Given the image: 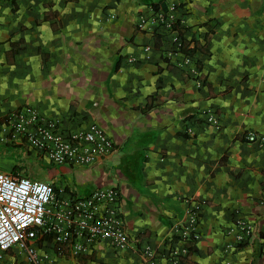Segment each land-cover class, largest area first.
<instances>
[{
  "label": "crops",
  "instance_id": "obj_1",
  "mask_svg": "<svg viewBox=\"0 0 264 264\" xmlns=\"http://www.w3.org/2000/svg\"><path fill=\"white\" fill-rule=\"evenodd\" d=\"M171 6L179 40L201 48L186 65L149 23ZM25 106L63 136L95 125L114 150L90 166H54L1 141L0 172L31 179L23 150L46 169L36 181L63 198L116 190L136 248L97 242L73 258L40 231L0 264H32L30 254L43 264H264V147L244 139L264 137V0H0V122ZM237 218L253 233L224 252ZM194 219L195 251L170 256Z\"/></svg>",
  "mask_w": 264,
  "mask_h": 264
},
{
  "label": "built area",
  "instance_id": "obj_2",
  "mask_svg": "<svg viewBox=\"0 0 264 264\" xmlns=\"http://www.w3.org/2000/svg\"><path fill=\"white\" fill-rule=\"evenodd\" d=\"M174 22L172 6L165 13H155L149 20L150 24L156 23L164 28L176 50L180 40L173 29ZM145 23L140 19L137 28L142 29ZM190 60L183 56V65ZM202 115L207 125L218 128V121L210 111ZM0 135V142L23 143L54 166H90L114 150L111 140L95 125L63 136L57 121L47 119L27 106L0 122ZM244 139L264 147L262 136L249 132ZM194 210L197 211V207ZM192 213L186 212L187 215ZM195 222L196 219L193 227L179 229L182 249L178 255L170 252V256L178 259L195 244L198 237ZM40 231L53 235L54 242L62 244L73 258L85 254L97 242H104L117 252L136 248L125 233L116 190L100 189L84 198H63L47 183L0 172V257L14 246L24 248L26 242L34 240ZM229 233L232 241L225 246L224 252L234 251L247 240L253 233V227L237 218ZM145 252L150 253V249L146 247ZM30 260L32 264H43L31 254Z\"/></svg>",
  "mask_w": 264,
  "mask_h": 264
},
{
  "label": "rangeland",
  "instance_id": "obj_3",
  "mask_svg": "<svg viewBox=\"0 0 264 264\" xmlns=\"http://www.w3.org/2000/svg\"><path fill=\"white\" fill-rule=\"evenodd\" d=\"M21 156V165L24 166V171L28 173L33 180H43L47 177L46 169L37 164L34 160L26 159V154L23 150L18 151ZM25 160V161H24Z\"/></svg>",
  "mask_w": 264,
  "mask_h": 264
},
{
  "label": "trees",
  "instance_id": "obj_4",
  "mask_svg": "<svg viewBox=\"0 0 264 264\" xmlns=\"http://www.w3.org/2000/svg\"><path fill=\"white\" fill-rule=\"evenodd\" d=\"M173 29L175 30V29H177V31H178V35H179V37H181V35H182V28L181 27H178V22H175L174 23V25H173ZM152 37H154V36H152ZM156 38H157V36H155ZM188 45H189V42H187V41H185L184 39H182V38H180V44H179V46H178V48L175 50V51H177V52H179V53H182V54H184V55H186V56H192L193 55V53H194V51L196 50V49H201L197 44H193V46H192V48H189L188 47ZM195 251V248H194V245L193 246H189L188 248H187V253H186V255H184V256H178V259L179 260H182V258L183 257H185V256H187L188 254H190V253H192V252H194Z\"/></svg>",
  "mask_w": 264,
  "mask_h": 264
}]
</instances>
